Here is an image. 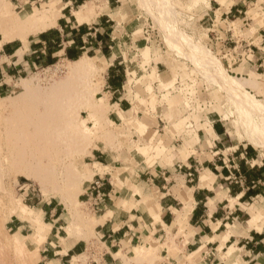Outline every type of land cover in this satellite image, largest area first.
I'll use <instances>...</instances> for the list:
<instances>
[{
  "label": "crops",
  "instance_id": "0c3cea01",
  "mask_svg": "<svg viewBox=\"0 0 264 264\" xmlns=\"http://www.w3.org/2000/svg\"><path fill=\"white\" fill-rule=\"evenodd\" d=\"M15 1L25 6L45 0ZM60 1L56 24L26 42L16 39L0 47V95L8 90L9 80L62 57L76 60L87 55L107 63L103 87L113 105L109 118L117 124L144 116L133 111L127 88L133 63L129 65L131 59H126L116 35L119 5L114 3L121 0H91L95 14L81 22L75 12L91 1ZM205 14L207 38L229 71L264 84L261 0H236L222 15L212 9ZM162 66L152 62L148 69L161 74ZM162 115L163 109L156 122L152 116L142 122L141 145L149 146L151 135L158 132L163 140L159 149L164 151L152 159L138 158L134 171L114 164V155L101 148L92 151L95 163L110 167L94 176L105 179L99 201L88 192L90 184L85 191L87 203L100 212L94 238L65 236L59 205L53 200L39 205L49 219L44 218L45 240L35 264H124L122 256H133L140 245L156 248L159 264H264V153L235 142L220 116L200 114L190 124L174 127L179 123ZM110 204L125 207L113 211ZM109 212L112 216L105 219Z\"/></svg>",
  "mask_w": 264,
  "mask_h": 264
},
{
  "label": "rangeland",
  "instance_id": "374dc122",
  "mask_svg": "<svg viewBox=\"0 0 264 264\" xmlns=\"http://www.w3.org/2000/svg\"><path fill=\"white\" fill-rule=\"evenodd\" d=\"M2 3L13 15L25 11L42 14L50 9L56 19L59 16L56 8L61 7L60 0L25 6L15 0ZM196 4L197 0L114 3L119 5L117 39L125 47L126 59H131L129 65L133 63L127 81L133 111L144 116L140 114L117 124L109 118L110 107H105L109 104L108 94L103 87L107 63L98 57L84 55L85 74H69L71 62L62 57L53 65L9 80L8 90L0 95V238L3 239L0 264L36 263L39 244L46 234L45 217L39 205L50 200L57 203L63 213L65 236L94 238L97 224L91 223L98 221L96 217L100 212L87 203L85 191L97 172L103 174L110 167L95 163L92 151L101 148L113 154V163L119 167L128 165L129 171H134L140 157L160 156L164 148L159 149L163 140L159 139L158 132L151 135L149 146L143 147L141 142L145 129L142 122L151 116L156 122L162 109L165 120L179 123L174 127H184L200 114L220 116L235 142L250 144L244 136L243 124L253 123L264 131V121L243 110L239 100L223 88V73L234 75L207 38L206 9ZM3 18L0 16V29L9 26L6 17ZM40 26L39 21L32 19L24 27L33 35L41 32ZM152 62L163 63L161 74L156 69H148ZM216 64L223 67V73L216 70ZM234 77L245 89L240 98L264 106L262 82ZM28 81L38 88L25 89L23 84ZM177 112L176 118L174 113ZM257 149L264 153V148ZM25 164L38 169L49 188L60 189L62 197L46 195L37 183L13 171L16 166ZM25 205L34 210L35 218L27 221L25 216H19ZM48 219L46 216L45 220ZM87 221L92 230L87 228ZM39 230L44 231L41 236H38ZM87 258V254L83 256ZM122 259L124 264L160 262L157 249L145 245L136 247L133 256H122Z\"/></svg>",
  "mask_w": 264,
  "mask_h": 264
},
{
  "label": "bare ground",
  "instance_id": "6f19581e",
  "mask_svg": "<svg viewBox=\"0 0 264 264\" xmlns=\"http://www.w3.org/2000/svg\"><path fill=\"white\" fill-rule=\"evenodd\" d=\"M2 1L4 2V0H0V16H2L4 18L6 17V19H7L6 21L9 22V26L4 28V29H2V28L0 29V34H1L0 45H2L5 42H10V41H13L16 39L21 40V41H27V37L30 35L31 31L26 29L24 26H26V24L29 23L30 20H32V19H36L37 21H39V23L41 24V26L39 27L40 31H44V30L48 29L50 26L56 24L57 19L53 18V16L50 13V9H45L44 12H42V14H36V12H33V11L32 12L25 11L21 15H13L10 10H7L5 8L6 6L3 5ZM7 5H9V4H7ZM94 9H95L94 3L92 1L87 2L84 5V9H80V10L75 12L77 19L80 22L84 21V20H88L90 17H92L95 14ZM64 59H67V58L65 57ZM84 59H85V57L82 56L79 59L70 60L71 66L68 68L69 74H71V75H76V73L85 74L87 71V66H86V62ZM222 68L217 67V64H216V70L218 72L221 71V73H223L224 69H222ZM220 75H222V74H220ZM223 75H225V81L223 83H221V84H223V88L226 91H228L229 93H231L232 96L236 97L237 101L239 100L240 106H241V108H243V110L250 112L252 114L254 113L262 121H264V106H262L261 104L256 103V102H252V101L240 98L242 96V94L245 93L244 86L237 83L236 81H234L235 80L234 76L226 74V73H223ZM222 81H223V79H222ZM35 82L37 84L36 80H35ZM23 87L25 89L29 90L32 88L33 89L38 88V85L35 86L34 83L28 81V83L23 84ZM94 88L96 89L97 87H94ZM93 95H91V96H93ZM99 101H101L100 98H99ZM100 103H101L100 105L103 104L102 102H100ZM102 106H104V104ZM112 106H110V104H107L105 107L109 108ZM103 110L107 111V109H105V108ZM243 126L244 127L242 129L244 131V136H245L246 140L251 145H253L257 148H264V131L259 130L257 127H255V125L253 123L243 124ZM27 165H29V164H27ZM13 171L16 174L22 175V176L26 177L27 179L32 180L35 183H37L41 188L40 190H42L46 195L51 194L53 196H57L58 199H60L62 197V193H61L60 189H58L57 187L49 188V186H48L49 183L47 184V180H45L46 178L35 167L26 166V164H25L24 166H16L13 169ZM53 186H55V185H53ZM24 207L25 208L19 213V216H25L27 221L30 218H33V217L35 218L34 210H32L27 205H25ZM99 221L100 220H98V221L93 220V222L91 224L94 226ZM86 226L88 229L92 230V226L89 224L88 221L86 222ZM43 232L44 231L39 230L38 236H41L43 234ZM2 240L3 239L0 238V243L3 242Z\"/></svg>",
  "mask_w": 264,
  "mask_h": 264
},
{
  "label": "snow or ice",
  "instance_id": "6c2138e0",
  "mask_svg": "<svg viewBox=\"0 0 264 264\" xmlns=\"http://www.w3.org/2000/svg\"><path fill=\"white\" fill-rule=\"evenodd\" d=\"M236 3V0H219V2H217V0H197V4L195 5L196 7H203L205 9H212V10H217L221 13V15L223 14V12L227 11L229 8L233 7V5ZM261 6L264 7V0H261ZM119 17H117L118 19ZM250 19H254V17L250 18ZM262 27H264V25H262ZM24 179L21 178V183H24ZM36 195L39 196L40 195V190L37 189ZM86 199V197H85ZM109 207L113 208V211H116L117 209H121L123 207H125V205L123 204H117L115 206L113 205H109ZM112 212H109L106 216L105 219H108L109 217L112 216Z\"/></svg>",
  "mask_w": 264,
  "mask_h": 264
},
{
  "label": "built area",
  "instance_id": "2783aa9c",
  "mask_svg": "<svg viewBox=\"0 0 264 264\" xmlns=\"http://www.w3.org/2000/svg\"><path fill=\"white\" fill-rule=\"evenodd\" d=\"M104 186H105V179L101 177H96L93 181H91L88 192L94 200L96 199L99 201L104 195ZM99 203H94V206H97Z\"/></svg>",
  "mask_w": 264,
  "mask_h": 264
}]
</instances>
